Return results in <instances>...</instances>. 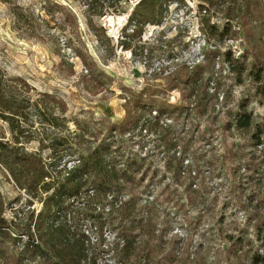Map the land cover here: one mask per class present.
Wrapping results in <instances>:
<instances>
[{
  "label": "rangeland",
  "instance_id": "1",
  "mask_svg": "<svg viewBox=\"0 0 264 264\" xmlns=\"http://www.w3.org/2000/svg\"><path fill=\"white\" fill-rule=\"evenodd\" d=\"M139 1L0 0V69L24 105L28 99L31 104L44 101L53 117L60 118L58 127L42 125L35 108L29 107L26 119L15 124L24 130L21 143H15L18 128L0 116V140L39 155L50 166L58 157L51 148H42L41 140L49 145L62 137L67 150L56 166L69 169L76 156L66 152L76 147L77 122L87 127L96 144L109 134L111 125L126 120L134 95L144 89L156 93L157 104L167 109L160 123L151 120L156 108L132 112L143 127L115 134L117 159L136 157L141 165L132 190L139 193L142 204L154 200L156 256L161 264H249L259 248L256 217L263 206L264 171L259 148L250 146L247 135L230 125L241 103L256 120H263L264 101L256 84L245 76L239 83L223 60L231 50L236 57L245 53L249 65L264 64L260 30L264 0H251L245 13L236 12L240 6L234 2L230 32L222 36L215 32L210 41L202 20L210 17L222 28L228 19L222 6L211 10L201 0H157L162 12L155 13L161 24L148 22L135 28L127 22ZM152 1L140 10H149ZM49 2L62 7L55 8L54 17L44 10ZM14 5L34 11L49 20L48 25L37 26L40 22L34 20L35 29L27 24L18 28ZM214 53L219 57L212 58ZM183 156L184 165L192 168L186 166L174 177L169 167ZM190 170L195 171L194 178ZM0 192L8 220L18 210L42 208L39 200L32 202L17 186L1 161ZM74 221L75 226L88 228L91 240L98 238L89 222L80 217ZM103 238L106 244L114 241L107 227ZM111 256L102 254L100 260ZM139 260L130 264H149Z\"/></svg>",
  "mask_w": 264,
  "mask_h": 264
},
{
  "label": "trees",
  "instance_id": "2",
  "mask_svg": "<svg viewBox=\"0 0 264 264\" xmlns=\"http://www.w3.org/2000/svg\"><path fill=\"white\" fill-rule=\"evenodd\" d=\"M1 1L10 3V0ZM155 1L157 2V0L151 2L149 10H140L148 5V0H140L127 22L129 26L137 28L148 22L160 25L161 16L156 17L155 10L162 12V6H157ZM201 1L211 10L222 6L228 18L222 28H219L217 23H211L210 17L203 18L202 30L207 34L208 41L215 32L221 36L230 32L228 27L229 22L235 17L232 13V6L235 3L240 6L236 12L241 10L245 13L251 7V0ZM50 2L44 6V10L46 14L54 17L55 8L62 7ZM12 7L18 28H22L20 24H27L29 29H35L34 20L40 22L37 26H45L49 23V20L40 18L30 9L18 5ZM247 14L251 16L250 12ZM71 16L74 22H77L76 17ZM260 16L262 19L260 30L264 34V13ZM240 22L243 27L247 25L242 20ZM250 32L248 36L252 37L253 34ZM251 40L255 38L252 37ZM204 56L206 57L205 54ZM217 56L219 57L214 53L212 58ZM223 61L228 63L230 72L239 83L244 82V76L250 78L256 84L254 87L256 93L264 101V64L258 65L253 61L249 65L245 53L236 57L231 50L224 53ZM9 82L10 80L5 78L4 72L0 69V116L10 122L13 128L19 127L15 124L20 122V118L26 119L29 107L35 108L42 125L59 126L60 118L53 117L44 101L31 104L28 99L27 105H24L21 94ZM191 85H193L192 81ZM148 95L149 98L145 99L144 96ZM156 95L147 89L134 95L129 101L132 105L129 107L126 120L121 124L111 125L108 129L109 134L96 144L89 139L90 132L87 127L77 122L80 131L74 133L73 137L76 147H69L66 152L67 155L76 156L74 165L69 169L65 165L62 168L56 166L67 150L63 149L66 142L62 137L52 139L49 145H44V141L41 140V147L51 148L52 155L58 157H55L58 161L51 163L50 166L39 155L21 152L19 148L0 140L1 163L7 168L17 186L27 191L32 202L37 199L42 203V208L38 212L31 208L26 211L18 210L13 219L8 220L4 216L5 201L0 192V264L27 262L30 264H130L139 259L149 264L162 263V259L155 254L156 245L153 242L157 232L153 216L154 200L142 204L141 197H138L139 193L132 190L141 171V165L136 157L123 160L117 159L115 154L119 147L116 146L119 142L116 141L115 134L131 133L130 131L144 125H139V118L133 119L132 112L150 111L156 108L158 110H155L156 115H151V120L156 124H159L162 115L167 113L166 107L155 101ZM239 107L240 109L233 114L230 128L243 131L251 142L250 146L257 150L259 148V165L264 171V119L256 120L253 113L246 110L245 104L241 103ZM61 108L62 111L65 110L64 106ZM17 130L15 143H21L19 140L24 130L19 128ZM175 164L174 167H169L174 177L184 173L186 166L192 168V164L184 165V156ZM192 172L195 171L190 170L189 175L194 178ZM191 186L192 183L189 188ZM262 202V211L256 217L260 218V223L256 226L259 248L250 255L249 264H264V200ZM76 217L89 222L91 231L98 232L96 240H91L88 228L83 230L75 226ZM106 227L114 236V241L110 244H106L103 238ZM238 250L242 252V249ZM139 252L143 255L142 258ZM106 253L112 255L111 259L100 260L101 255Z\"/></svg>",
  "mask_w": 264,
  "mask_h": 264
}]
</instances>
